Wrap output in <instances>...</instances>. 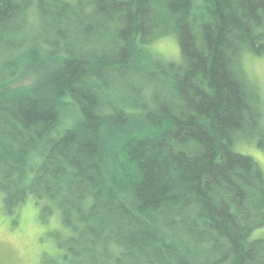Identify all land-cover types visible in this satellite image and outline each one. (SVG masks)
Masks as SVG:
<instances>
[{
	"label": "trees",
	"instance_id": "trees-1",
	"mask_svg": "<svg viewBox=\"0 0 264 264\" xmlns=\"http://www.w3.org/2000/svg\"><path fill=\"white\" fill-rule=\"evenodd\" d=\"M173 34L181 59L149 49ZM264 0H0V196L58 209L57 264H264Z\"/></svg>",
	"mask_w": 264,
	"mask_h": 264
},
{
	"label": "rangeland",
	"instance_id": "rangeland-1",
	"mask_svg": "<svg viewBox=\"0 0 264 264\" xmlns=\"http://www.w3.org/2000/svg\"><path fill=\"white\" fill-rule=\"evenodd\" d=\"M158 56L175 62L180 61V50L175 35L155 40L149 47ZM239 65L248 85L257 95V105L264 128V55L255 56L243 51ZM236 152L250 156L264 173V151L257 146L255 137H238L233 142ZM48 200L29 196L25 202L8 211L2 206L0 196V264H57L61 251L57 248L54 232L61 227L58 209L44 212ZM264 226L253 230L250 239L263 238Z\"/></svg>",
	"mask_w": 264,
	"mask_h": 264
}]
</instances>
